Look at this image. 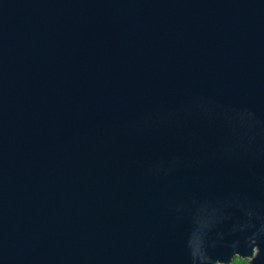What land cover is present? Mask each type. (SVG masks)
<instances>
[{"label":"water","instance_id":"obj_1","mask_svg":"<svg viewBox=\"0 0 264 264\" xmlns=\"http://www.w3.org/2000/svg\"><path fill=\"white\" fill-rule=\"evenodd\" d=\"M264 264V0H0V264Z\"/></svg>","mask_w":264,"mask_h":264},{"label":"trees","instance_id":"obj_2","mask_svg":"<svg viewBox=\"0 0 264 264\" xmlns=\"http://www.w3.org/2000/svg\"><path fill=\"white\" fill-rule=\"evenodd\" d=\"M232 264H242V261L235 260V261L232 262Z\"/></svg>","mask_w":264,"mask_h":264},{"label":"flooded vegetation","instance_id":"obj_3","mask_svg":"<svg viewBox=\"0 0 264 264\" xmlns=\"http://www.w3.org/2000/svg\"><path fill=\"white\" fill-rule=\"evenodd\" d=\"M240 261H242V264H247V261H244V260H242V259H239ZM238 260V261H239ZM235 261V260H234ZM232 264V263H231Z\"/></svg>","mask_w":264,"mask_h":264}]
</instances>
